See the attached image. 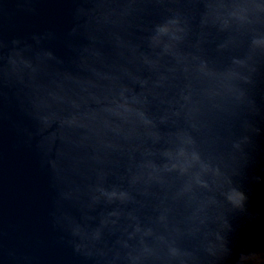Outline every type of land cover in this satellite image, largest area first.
<instances>
[{
  "label": "water",
  "instance_id": "1",
  "mask_svg": "<svg viewBox=\"0 0 264 264\" xmlns=\"http://www.w3.org/2000/svg\"><path fill=\"white\" fill-rule=\"evenodd\" d=\"M0 264H264V0H0Z\"/></svg>",
  "mask_w": 264,
  "mask_h": 264
}]
</instances>
